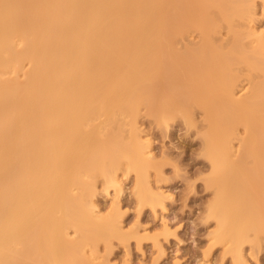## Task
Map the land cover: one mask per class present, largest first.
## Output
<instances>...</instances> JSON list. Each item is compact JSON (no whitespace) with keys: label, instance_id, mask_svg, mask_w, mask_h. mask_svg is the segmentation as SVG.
Segmentation results:
<instances>
[{"label":"bare ground","instance_id":"6f19581e","mask_svg":"<svg viewBox=\"0 0 264 264\" xmlns=\"http://www.w3.org/2000/svg\"><path fill=\"white\" fill-rule=\"evenodd\" d=\"M255 1L0 0V264H109L91 258L100 243L109 251L136 235L123 231L118 201L101 215L93 196L98 177L119 190L120 169L135 172L139 212L164 207L147 185L142 107L165 127L203 114L206 218L246 264L244 243L264 236Z\"/></svg>","mask_w":264,"mask_h":264},{"label":"rangeland","instance_id":"374dc122","mask_svg":"<svg viewBox=\"0 0 264 264\" xmlns=\"http://www.w3.org/2000/svg\"><path fill=\"white\" fill-rule=\"evenodd\" d=\"M253 12L250 25L254 35L251 39L255 38L256 42L264 39L262 0L255 1ZM219 34L227 37L226 29L221 28ZM249 38L244 40L249 41ZM190 39L197 40V33ZM245 73L242 72V76ZM202 119L203 114L195 110L194 125L178 116L165 127L159 125L145 108L140 109L136 126L140 134L150 140L155 163L148 169L147 185L163 194L164 207L157 206L152 210L146 206L138 211L134 171L118 170L120 189L117 191L112 186L105 189L103 177H98L93 196L96 209L101 215L107 214L118 201L123 231L136 236L126 240L114 238L109 251L100 243L91 258L99 257L96 260L109 264H234L232 253L227 250L230 243L216 241V220L206 218L207 204L213 198V192L205 185L210 169L203 165V161L208 163V160L203 156L202 130L197 128ZM252 240L243 245L246 264H264V236Z\"/></svg>","mask_w":264,"mask_h":264}]
</instances>
